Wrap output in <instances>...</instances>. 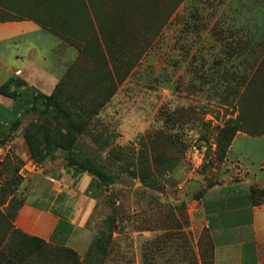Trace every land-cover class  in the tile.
<instances>
[{
    "label": "rangeland",
    "instance_id": "374dc122",
    "mask_svg": "<svg viewBox=\"0 0 264 264\" xmlns=\"http://www.w3.org/2000/svg\"><path fill=\"white\" fill-rule=\"evenodd\" d=\"M86 5L87 16L65 33L76 57L49 112L27 107L20 124L0 134V248L6 253L23 248L12 220L30 186L26 174L43 162L31 157L26 138H41L43 131L64 134V110L82 127L73 151L113 177L106 183L87 173L94 201L90 246L96 240L103 248L91 259L148 264L145 243L172 225L186 239L181 241L186 248L174 247L173 255L183 258L193 248L209 264L211 240L200 193L243 175L228 156L230 147L216 159L219 131L236 120L241 130L236 135L253 136L239 137L231 155L264 157V75L249 72L251 52L264 38V0ZM241 72L251 82L237 93ZM51 154L67 163L68 151L56 148ZM40 184L45 195L33 193L28 202L42 205L52 196L51 184L44 178Z\"/></svg>",
    "mask_w": 264,
    "mask_h": 264
},
{
    "label": "crops",
    "instance_id": "0c3cea01",
    "mask_svg": "<svg viewBox=\"0 0 264 264\" xmlns=\"http://www.w3.org/2000/svg\"><path fill=\"white\" fill-rule=\"evenodd\" d=\"M15 3L0 0V10L6 17H21L0 20V85L11 78L24 83L15 101L0 94V126L9 124L14 110L20 117L36 93L50 95L76 57L74 47L29 19L30 15L20 13ZM246 136L236 135L228 152L242 177L207 188L200 197L213 246V264H264V198L258 205H251L248 199L251 186L264 189V157L231 155L238 138ZM28 164L25 167L30 168ZM29 170L26 182L30 186L12 220L13 230L24 237L71 249L84 258L94 235L88 225L94 207L88 190L90 176L76 172L58 158L46 159ZM42 178L51 184L52 196L42 205L28 202L33 193L45 195Z\"/></svg>",
    "mask_w": 264,
    "mask_h": 264
},
{
    "label": "trees",
    "instance_id": "16d2710c",
    "mask_svg": "<svg viewBox=\"0 0 264 264\" xmlns=\"http://www.w3.org/2000/svg\"><path fill=\"white\" fill-rule=\"evenodd\" d=\"M22 3H18L16 0V10L20 13L30 15L28 18L37 22L41 27L49 30L60 39L65 40V33L74 31V25L76 20L84 14L87 16L86 1L92 2L93 0H19ZM23 1H26L25 3ZM76 2V6H75ZM18 3V4H17ZM21 17L11 16L6 17L5 13L0 10V20H19ZM252 52L253 64L250 67L252 75L263 74L264 75V38L257 39ZM244 72L240 73L239 81L237 82V93L245 91L251 81L245 76ZM22 81L15 78L9 79L4 84L0 85V94L12 98L14 101L20 96L19 89L23 86ZM63 85L60 81L56 85L54 91L50 95H44L36 93L31 99L29 105L30 108L35 109L39 114H47L52 106V103L57 96L59 88ZM236 89V88H235ZM62 117L65 120L64 129L65 133L60 134L59 137H51L47 131H43L41 138L27 136L26 142L29 148L31 157L41 162L47 158L54 159L52 153L53 149H62L68 151L66 158L67 166L73 168L79 173L94 174L106 183H110L113 177L107 175L101 168L91 165L90 160L82 158L80 154L76 155L73 151L72 145L76 141V135L82 132L81 125H75L69 118V114L61 110ZM13 117L8 125L0 126V133L8 130L9 132L16 128L20 124L19 117L15 110L13 111ZM236 120L230 121V124L221 129L217 142V148L215 149L216 159L222 160L225 157L226 148L230 147L236 133L241 131L236 125ZM247 135V134H246ZM248 136H253L248 134ZM205 190L201 191V195ZM256 197H260V200H256ZM264 198V189H257L255 186H251L249 190L248 199L251 205H258ZM23 203H20L18 209ZM162 231L155 236L152 240L145 243L143 248L144 254H146V261L149 264H180L185 261L186 264H207L206 259L202 252L195 253L194 249H189V254L185 257L178 259V254L173 255L172 250L174 247L176 251L179 249H185V245L182 244L186 241L181 237L180 227H172L168 225L167 228L161 229ZM15 231V230H14ZM21 239L22 249L16 247L11 250L10 253L0 254V264H100V259L93 260V255L97 254V250L103 249L99 247L96 240L88 249L83 260H79L76 257V253L71 249L55 247L50 244H46L35 237H24L17 231H15ZM211 243V241H210ZM211 258L208 261L209 264H213V246L211 243ZM175 250V249H174ZM169 252L168 258H164V255ZM183 251V250H182ZM198 254V255H197ZM145 256V255H143ZM155 260V261H154ZM157 260H160L156 262ZM181 260V261H178ZM98 262V263H97Z\"/></svg>",
    "mask_w": 264,
    "mask_h": 264
}]
</instances>
